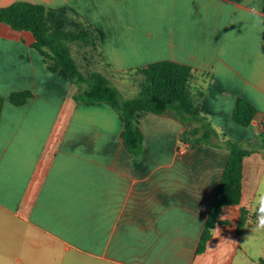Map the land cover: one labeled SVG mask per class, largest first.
<instances>
[{
    "label": "crops",
    "instance_id": "0c3cea01",
    "mask_svg": "<svg viewBox=\"0 0 264 264\" xmlns=\"http://www.w3.org/2000/svg\"><path fill=\"white\" fill-rule=\"evenodd\" d=\"M27 1L88 20L117 73L165 59L210 72L197 86L218 136L185 141L181 120L139 110L144 150L135 155L119 110L78 101L77 84L50 69L33 34L0 23V264H243L257 256L264 264L253 210L264 149L245 157L240 203L223 207L207 249L196 253L230 155L224 139L248 145L264 123V25L253 16L264 15V0ZM25 89L34 93L25 104L7 98ZM239 98L259 109L249 125L233 118ZM243 209L249 218L238 233ZM222 237L234 242L215 250Z\"/></svg>",
    "mask_w": 264,
    "mask_h": 264
},
{
    "label": "trees",
    "instance_id": "16d2710c",
    "mask_svg": "<svg viewBox=\"0 0 264 264\" xmlns=\"http://www.w3.org/2000/svg\"><path fill=\"white\" fill-rule=\"evenodd\" d=\"M0 23L16 30L30 31L34 36L32 46L40 51L49 62L51 70L64 69L77 84L75 98L78 101H106L119 110L125 118L122 138L128 148L137 156L144 150V133L137 117L139 110L159 114H171L187 126L183 139L189 142H210L218 136L212 122L203 114L201 105L204 86H197L199 78L206 81L210 72H201L191 65L165 59L117 73L101 51L100 36L94 26L78 13L67 7H50L42 3L19 0L0 7ZM77 44L83 52V61L73 52ZM110 75L121 78L140 76L139 92L126 97ZM34 96L31 90H15L8 99L15 105L25 104ZM6 96L0 92V115ZM259 109L246 99L239 98L233 111V118L242 125H249ZM230 155L222 173L217 191L207 216L197 254L207 249L213 230L219 223V216L226 205H236L242 198L243 165L246 156L264 149V123L254 141L244 145L233 139H224ZM249 218V211L243 209L237 231L241 233Z\"/></svg>",
    "mask_w": 264,
    "mask_h": 264
},
{
    "label": "rangeland",
    "instance_id": "374dc122",
    "mask_svg": "<svg viewBox=\"0 0 264 264\" xmlns=\"http://www.w3.org/2000/svg\"><path fill=\"white\" fill-rule=\"evenodd\" d=\"M6 27H8V29H10V30L14 29L12 26H10L8 24ZM22 32H25V33H28L29 35H32V33L30 31H22ZM72 49H73L74 54L78 58H80L79 62L83 61L85 63L86 60L84 61L81 58H83L82 57L83 52H85L86 49H81L77 44H74L72 46ZM109 77L116 85L119 86V88L121 89V91L123 92V94L125 96L133 97L139 92L140 83L142 81L140 76H137L134 79H132L131 77L121 78L120 76H117V75H110ZM262 250H263V245L261 243H255L254 246L252 247V251L254 253H261ZM239 259L244 261L243 264H260L259 256H257V258H254V259H252L251 257H241Z\"/></svg>",
    "mask_w": 264,
    "mask_h": 264
},
{
    "label": "clouds",
    "instance_id": "9594fccd",
    "mask_svg": "<svg viewBox=\"0 0 264 264\" xmlns=\"http://www.w3.org/2000/svg\"><path fill=\"white\" fill-rule=\"evenodd\" d=\"M253 16H254V23L256 25H258V26L264 25V15L259 14L258 10H256V9L253 10ZM253 210L256 214V222H255V226H254V231L264 232V190H261L258 193ZM214 239H216V238H214ZM219 239H220V243L217 246V248H215V250L220 249L223 241H232L231 239H226L224 237H222V239L221 238H219ZM232 242H234V241H232Z\"/></svg>",
    "mask_w": 264,
    "mask_h": 264
}]
</instances>
